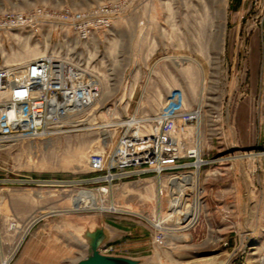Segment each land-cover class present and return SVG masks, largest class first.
<instances>
[{"label": "rangeland", "instance_id": "rangeland-1", "mask_svg": "<svg viewBox=\"0 0 264 264\" xmlns=\"http://www.w3.org/2000/svg\"><path fill=\"white\" fill-rule=\"evenodd\" d=\"M244 2L237 12L231 0H0V13L51 14L2 32L1 65L53 52L99 86L47 134L0 144V264H76L90 233L101 253L135 264H256L264 19L256 25L254 0ZM102 5L114 13L100 26L91 15ZM66 10L89 15L86 38L61 22ZM81 190L94 205L74 203Z\"/></svg>", "mask_w": 264, "mask_h": 264}, {"label": "built area", "instance_id": "built-area-1", "mask_svg": "<svg viewBox=\"0 0 264 264\" xmlns=\"http://www.w3.org/2000/svg\"><path fill=\"white\" fill-rule=\"evenodd\" d=\"M254 5L257 8L256 25H261L264 19V0H254ZM113 13V8L102 5L91 16L99 18L96 23L103 26L109 23L108 16ZM41 16L51 17V14L41 9L27 13H0V36L2 32L12 34L14 31L13 34L17 35L32 31L36 29V20ZM88 16L83 12L66 10L60 14V20L69 25L77 37L84 39L91 29ZM13 69L20 71V78L12 76ZM91 72L80 62H73L53 52L10 67L0 64V144L47 134L49 129L57 128L72 114L76 115L89 108L99 93L98 83ZM148 139L150 143L156 144V138H152L153 142L151 138ZM148 139H142L143 143ZM150 153L145 151L148 156ZM187 156L197 157L195 149L187 151ZM201 162L203 160L199 159L198 163ZM101 163L100 155H91L92 168H100ZM158 168L162 169L160 166ZM219 241L221 246L228 247L227 240L221 238ZM251 248V245L246 244L242 251ZM255 263L264 264V246Z\"/></svg>", "mask_w": 264, "mask_h": 264}, {"label": "bare ground", "instance_id": "bare-ground-1", "mask_svg": "<svg viewBox=\"0 0 264 264\" xmlns=\"http://www.w3.org/2000/svg\"><path fill=\"white\" fill-rule=\"evenodd\" d=\"M20 77H21V73H20ZM198 161H199V159L197 160V162ZM74 203L76 205H80V206L94 205L95 204V200L93 199V193H88V192H85V191L81 190L78 193V195L75 197ZM96 236H97L96 234H92V233H90V234H88L86 236L85 243L87 244V254L85 255V257H89V256L93 255V253L95 252L96 247H97L96 245L98 244V241H99V238L96 237ZM7 262H8V259H4L2 264H7Z\"/></svg>", "mask_w": 264, "mask_h": 264}, {"label": "water", "instance_id": "water-1", "mask_svg": "<svg viewBox=\"0 0 264 264\" xmlns=\"http://www.w3.org/2000/svg\"><path fill=\"white\" fill-rule=\"evenodd\" d=\"M96 250L93 255L80 259L77 264H135L136 261L124 257L115 255H106L100 252L99 244L96 245Z\"/></svg>", "mask_w": 264, "mask_h": 264}, {"label": "crops", "instance_id": "crops-1", "mask_svg": "<svg viewBox=\"0 0 264 264\" xmlns=\"http://www.w3.org/2000/svg\"><path fill=\"white\" fill-rule=\"evenodd\" d=\"M244 4V0H231V6L236 9L237 12L243 10Z\"/></svg>", "mask_w": 264, "mask_h": 264}]
</instances>
